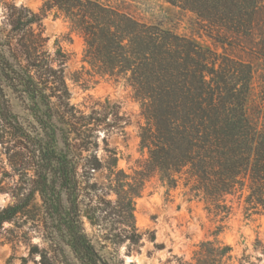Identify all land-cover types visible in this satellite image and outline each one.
<instances>
[{"label":"trees","instance_id":"obj_1","mask_svg":"<svg viewBox=\"0 0 264 264\" xmlns=\"http://www.w3.org/2000/svg\"><path fill=\"white\" fill-rule=\"evenodd\" d=\"M169 1L194 11L224 51L102 0H44L40 11L0 0V173L12 180L14 200L0 211V231L22 220L46 243L31 249L42 264H125L120 245L138 251L145 236L134 197L155 175L182 185L221 220L235 198L247 211L264 212V96L253 117L255 63L226 51L255 57L264 83V0ZM53 9L84 37L89 65L124 78L142 101L140 144L148 156L133 175L118 167L109 143L126 135L122 105L109 98L90 110L72 103L67 54L44 48L42 20ZM176 260L248 264L217 238Z\"/></svg>","mask_w":264,"mask_h":264},{"label":"rangeland","instance_id":"obj_2","mask_svg":"<svg viewBox=\"0 0 264 264\" xmlns=\"http://www.w3.org/2000/svg\"><path fill=\"white\" fill-rule=\"evenodd\" d=\"M135 18L149 24L160 25L178 35L192 37L201 44L224 51L221 44L209 36L207 23L198 15L169 0H102ZM40 11L44 0H14ZM44 48L54 55L59 49L68 56L64 75L71 92V101L78 107L90 110L107 98L122 105L129 116L126 135H113L109 139L118 151V167L126 173L134 170L148 156L141 147L140 128L146 124L142 101L124 78L116 80L98 73L85 60L86 42L80 32L74 30L69 19L57 9L46 13L42 20ZM219 31V30H218ZM230 54L241 56L255 63V76L251 89L248 110L254 117L256 107L263 102L264 83L262 66L251 54L239 48L226 46ZM0 161V168H1ZM1 170V169H0ZM106 171L99 173L100 179ZM12 180L0 173V211L12 203L9 192ZM116 195H113L115 198ZM230 215L221 216L209 212L204 201L192 198L182 185L172 188L159 175L152 176L141 192L134 197V216L137 227L145 233L140 250L127 252V245H120L118 252L125 264H178L176 257L189 259L192 250L201 241L217 238L234 248L236 257H247L248 264H264V212L247 211L243 202L233 200ZM224 224L221 232L217 225ZM90 233L93 228L87 223ZM153 233L156 240H152ZM46 245L41 236L31 231L22 220L6 222L0 231V264H42L40 254L31 252L32 245Z\"/></svg>","mask_w":264,"mask_h":264}]
</instances>
